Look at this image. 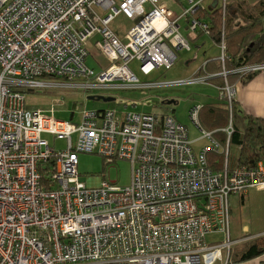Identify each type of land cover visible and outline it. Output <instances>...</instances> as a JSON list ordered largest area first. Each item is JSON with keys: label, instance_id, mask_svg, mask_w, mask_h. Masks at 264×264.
<instances>
[{"label": "built area", "instance_id": "built-area-1", "mask_svg": "<svg viewBox=\"0 0 264 264\" xmlns=\"http://www.w3.org/2000/svg\"><path fill=\"white\" fill-rule=\"evenodd\" d=\"M204 3L0 0V264L228 263L231 246L246 238L228 237L227 197L264 189V158L253 167L210 168L206 154L226 158L228 146L202 129L199 104L186 112L207 138L194 151L186 127L170 113L157 120L145 111L83 108L74 122L26 108L18 90L63 85L87 92L112 81L135 86L129 60L147 74L171 67L174 49H190L179 31L182 18L188 15V33L208 34V22L192 15ZM118 14L133 21L124 41L108 27ZM91 38L107 61L98 72L85 64ZM217 45L215 75L223 77L217 98L230 109L238 80L228 83L226 75L258 72L264 60L229 71L222 37ZM199 76L206 81L211 75ZM41 133L65 140V147L54 149ZM78 152L129 161V184L103 179L87 185L76 169Z\"/></svg>", "mask_w": 264, "mask_h": 264}, {"label": "rangeland", "instance_id": "rangeland-1", "mask_svg": "<svg viewBox=\"0 0 264 264\" xmlns=\"http://www.w3.org/2000/svg\"><path fill=\"white\" fill-rule=\"evenodd\" d=\"M172 9L178 11L173 5ZM180 33L186 38L189 50L174 49L176 59L169 68L156 67L147 74L139 70V62L136 59L128 61V67L138 79L135 86L126 85L120 87V81L106 82L105 88L91 89L84 92L80 88L71 86L55 85L45 88H22L24 105L26 108L42 109L44 114L59 119H71L78 122L79 111L83 108L104 109L113 108L119 113L150 112L155 115L170 113L177 120L187 126L189 137L194 139L199 132L187 120V109L194 103H210L216 99L217 90L211 82L203 81L196 73L205 58L220 57V50L213 44L207 35L188 33L184 28L185 17L180 21ZM264 24V20H263ZM133 25V21L122 14L115 16L108 24V27L121 40L123 35ZM195 39H194V38ZM88 42L89 53L85 57V64L98 72L107 65L106 59L97 52ZM201 44V45H199ZM195 79L192 82L174 83L176 80ZM43 80L60 82L57 77H44ZM88 95H104L113 97V100L103 101L101 99H87ZM203 127L204 124H202ZM54 149H63L65 140L57 139L48 133H41ZM75 135L72 136V140ZM200 144L194 142L193 146ZM235 149V146H230ZM102 156L95 153H77L76 169L80 180L87 185H96L101 180L115 181L117 185L125 186L130 181V163L124 159H115L106 162ZM218 236V234H215ZM211 237L207 235V241Z\"/></svg>", "mask_w": 264, "mask_h": 264}, {"label": "trees", "instance_id": "trees-1", "mask_svg": "<svg viewBox=\"0 0 264 264\" xmlns=\"http://www.w3.org/2000/svg\"><path fill=\"white\" fill-rule=\"evenodd\" d=\"M204 18L209 24L207 36L218 44L221 37L224 40V52L229 60L225 58L224 66L229 71L253 62L264 60V0H258L250 5L245 0H235L221 6L203 7L194 14ZM190 16V15H189ZM188 17L185 16V19ZM198 35L203 33L197 32ZM206 35V34H205ZM221 68L219 59L216 57L207 58L204 65L200 66L196 73L199 75H211L206 81L216 85L223 83V77L212 75L218 73ZM212 73V74H211ZM254 73L240 75L229 72L226 80L235 78L244 82ZM22 92V88H18ZM217 104V105H216ZM222 102L204 103L200 105L199 115L208 114L213 119L217 117L230 119L228 143L238 146V157L236 166L253 167L259 159L264 158V118L255 117L246 113L237 112L232 102L228 107L220 108ZM224 104L226 102L224 101ZM162 116L156 115V119ZM240 124L237 125L236 123ZM218 155H223L218 153ZM264 251V234L246 238L231 246L228 253V262H240L259 255Z\"/></svg>", "mask_w": 264, "mask_h": 264}, {"label": "crops", "instance_id": "crops-1", "mask_svg": "<svg viewBox=\"0 0 264 264\" xmlns=\"http://www.w3.org/2000/svg\"><path fill=\"white\" fill-rule=\"evenodd\" d=\"M233 1L235 0H205L204 5L206 7L221 6L223 3L229 4ZM245 1L253 5L258 0ZM209 40L213 43L210 38ZM213 44L219 48L216 43ZM206 59L207 58L204 59L201 66L204 65ZM213 75H215V73H213ZM234 79L235 78L230 79V83H233L235 81ZM211 84H213L214 87L216 85L212 82ZM213 102H222V104L219 105L220 108L225 106L228 107L227 104H224V100L217 98V95ZM233 103L235 104L237 112L264 118V69L256 72L244 82L237 81L235 84ZM197 104L202 105L201 103ZM211 117H213V119H211L208 114L199 115V124L202 129L210 132L211 136L220 144L224 145L227 143L228 151L226 158L223 155H218V153L208 152L206 154L208 166L215 171L221 170L223 167L233 168L237 164L239 148L234 143H228L230 119L228 117L227 119L217 117V115ZM182 124L187 129V126L184 123ZM202 124H204L205 127H203ZM236 124L239 125L240 123L237 122ZM193 127L198 131L194 125ZM189 139L191 140V147L194 151H197L203 144L207 143V138L202 136L200 132L196 138L191 139L189 137ZM198 141H200V144H198L197 147L195 145L193 146V143ZM230 146H235V149H231ZM227 204L228 237L230 240H241L243 238H251L264 234V189L249 187L244 192L231 193L227 197ZM221 237V234L218 235V238ZM226 264H264V251L250 259L240 262H228Z\"/></svg>", "mask_w": 264, "mask_h": 264}, {"label": "water", "instance_id": "water-1", "mask_svg": "<svg viewBox=\"0 0 264 264\" xmlns=\"http://www.w3.org/2000/svg\"><path fill=\"white\" fill-rule=\"evenodd\" d=\"M87 99H96V100L101 99L103 101H110V100H113L114 98L110 96H104V95H88Z\"/></svg>", "mask_w": 264, "mask_h": 264}]
</instances>
